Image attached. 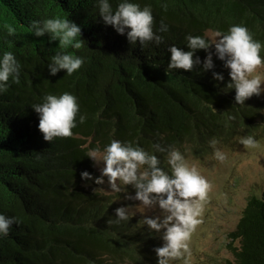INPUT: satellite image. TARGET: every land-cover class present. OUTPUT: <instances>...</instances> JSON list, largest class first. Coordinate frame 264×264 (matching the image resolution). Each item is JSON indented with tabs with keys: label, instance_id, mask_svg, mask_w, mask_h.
<instances>
[{
	"label": "trees",
	"instance_id": "16d2710c",
	"mask_svg": "<svg viewBox=\"0 0 264 264\" xmlns=\"http://www.w3.org/2000/svg\"><path fill=\"white\" fill-rule=\"evenodd\" d=\"M137 2L151 4L154 30L161 21L169 27L158 33L164 37L159 46L131 44L126 34L106 26L96 0H0V54L12 51L22 65L19 83L10 79L8 91L0 94V213L19 220L0 237V264H157L154 249L162 246L161 238L137 225L142 218L107 224L116 208L131 204L126 195H135V189L94 192L106 187L81 178L85 170L100 176L84 145L99 142L102 148L117 139L148 151L160 143L182 152L187 145L191 151L186 155L203 158L213 151L208 144L213 137L220 145L238 136L264 137V94L253 95L244 106L236 104L235 89H226L230 70L215 55L213 70L203 71L201 63L192 71L166 73L168 47L190 50L185 44L189 34L227 32L233 24H244L264 42V0ZM57 15L81 26L85 41L79 50H66L85 59L71 76L66 70L49 73L50 57L61 51L59 40L28 31L31 20ZM5 25L13 26L15 35ZM206 55L197 50L202 62ZM213 71L222 73L224 81L214 80ZM65 91L79 98L87 120L73 130L74 136L45 141L31 105L47 93ZM154 154L170 172L165 154ZM230 238L238 246L229 245L233 260L226 264H264V190L249 198Z\"/></svg>",
	"mask_w": 264,
	"mask_h": 264
},
{
	"label": "clouds",
	"instance_id": "9594fccd",
	"mask_svg": "<svg viewBox=\"0 0 264 264\" xmlns=\"http://www.w3.org/2000/svg\"><path fill=\"white\" fill-rule=\"evenodd\" d=\"M99 16L106 26H112L120 35L127 36L131 44L139 42L144 46L154 42L159 46L164 37L158 33L169 31L163 21L155 29L153 8L151 4L141 6L137 0H96ZM9 35H15L16 29L5 25ZM28 31L36 37L49 35L51 41L59 40V48L50 57L47 65L50 75L56 76L61 70L67 75L76 73L85 63L82 56L66 51L68 48L81 49L85 41L81 39V26L57 15L54 18L31 20ZM185 44L188 51L173 44L168 47L171 58L166 73L182 69L192 71L194 66L203 63V71L215 68L213 56L223 62L225 69L230 70L231 81L226 89H235V103L244 106L245 101L253 95L264 94V42L254 38V34L244 24H233L227 30L209 29L204 35H187ZM215 51H211L213 48ZM197 50H205L207 55L203 62L197 56ZM22 65L12 51L3 50L0 54V94L10 87L9 81L19 83ZM213 79L223 82L222 73L213 71ZM39 115V130L45 141L52 142L55 138L72 137L74 129L84 124L87 115L81 113L79 98L68 91L61 94L47 93L42 102L31 105ZM236 119V116H230ZM236 140L245 148H257L260 145L254 135L238 136ZM91 140H89V144ZM213 149L212 159L224 162L228 153L219 147L220 140L216 137L208 141ZM86 156L94 161V166H100V176L93 177L88 171L81 172L85 181H93L97 185L106 183L111 191L104 188L94 189L105 192L127 193V186L135 189V195L127 194L126 199L139 201V204L121 206L115 210V218H109L107 224L120 225L131 221L137 213L144 214L137 225H145L149 234L158 235L163 244L154 249L157 264H173L181 257L191 255L189 241L196 227L202 223L200 219L207 195L212 188L210 180L202 174L198 161H193L186 153L191 149L184 146L182 152L174 145L163 146L160 143L152 145L154 151H148L133 141L112 139L102 148L97 142L96 147H88ZM165 154V163L170 172L161 166V159L154 153ZM88 185L86 184L85 187ZM126 186V187H125ZM148 211L158 214L149 216ZM14 216L0 213V237L7 236L10 228L18 224ZM187 264V260H185Z\"/></svg>",
	"mask_w": 264,
	"mask_h": 264
},
{
	"label": "rangeland",
	"instance_id": "374dc122",
	"mask_svg": "<svg viewBox=\"0 0 264 264\" xmlns=\"http://www.w3.org/2000/svg\"><path fill=\"white\" fill-rule=\"evenodd\" d=\"M258 137L260 145L257 148H245L238 141L219 145L228 153L224 162L212 159L213 151L203 158L190 157L199 162L202 174L210 180L212 188L204 203L202 223L189 241L191 255L176 259L173 264H185V260L187 264H226L233 260L229 245L237 247L238 243L232 242L230 234L236 230L249 198L264 190V137ZM102 166H96L99 174ZM105 181L104 187L109 191L107 178ZM139 203L131 201L133 205ZM145 214L153 216L158 211ZM143 215L137 213L136 216L143 218Z\"/></svg>",
	"mask_w": 264,
	"mask_h": 264
}]
</instances>
